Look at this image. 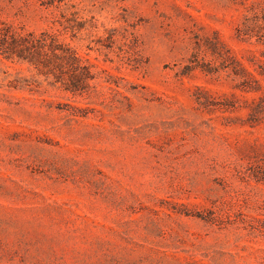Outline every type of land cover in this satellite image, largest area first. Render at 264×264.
<instances>
[{
	"label": "rangeland",
	"instance_id": "1",
	"mask_svg": "<svg viewBox=\"0 0 264 264\" xmlns=\"http://www.w3.org/2000/svg\"><path fill=\"white\" fill-rule=\"evenodd\" d=\"M263 11L0 0V33L89 70L71 91L0 53V264H264Z\"/></svg>",
	"mask_w": 264,
	"mask_h": 264
},
{
	"label": "trees",
	"instance_id": "2",
	"mask_svg": "<svg viewBox=\"0 0 264 264\" xmlns=\"http://www.w3.org/2000/svg\"><path fill=\"white\" fill-rule=\"evenodd\" d=\"M260 19L264 20V11ZM7 33V30L0 33V53L6 58L30 63L51 62L50 70L65 89L81 91L86 87L85 79L89 78L88 66L82 63L73 49L59 43L56 37L50 34L16 36ZM255 35L258 41L264 43V31H258ZM64 64L67 65L66 69H63ZM259 67L258 73L264 77V65ZM66 70L70 71L68 76H64L67 74ZM254 175L257 180L264 183V171L256 172Z\"/></svg>",
	"mask_w": 264,
	"mask_h": 264
}]
</instances>
